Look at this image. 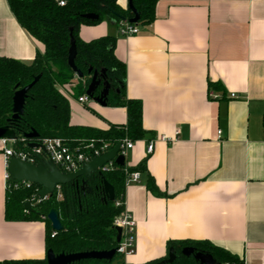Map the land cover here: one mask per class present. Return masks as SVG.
<instances>
[{
    "label": "crops",
    "instance_id": "crops-1",
    "mask_svg": "<svg viewBox=\"0 0 264 264\" xmlns=\"http://www.w3.org/2000/svg\"><path fill=\"white\" fill-rule=\"evenodd\" d=\"M127 1L117 3L127 8ZM117 27L104 18L81 25L78 36L113 37L125 66L124 94L142 103L145 135L127 151L126 164L145 160L146 171L124 184L135 252L122 262L146 264L166 255L169 240L195 239L244 264H264V0H158L153 22L138 25L137 34L119 35ZM43 50L0 0V56L30 63ZM76 79L60 87L71 124L125 123L124 107L72 97ZM5 173L0 141V262L42 259L44 221L5 219ZM148 175L155 192L146 187Z\"/></svg>",
    "mask_w": 264,
    "mask_h": 264
},
{
    "label": "trees",
    "instance_id": "trees-1",
    "mask_svg": "<svg viewBox=\"0 0 264 264\" xmlns=\"http://www.w3.org/2000/svg\"><path fill=\"white\" fill-rule=\"evenodd\" d=\"M7 0L10 10L24 30L44 46L42 52L36 51L33 60L25 63L16 59L0 56V127L8 126L22 138L30 130L36 131L39 141L45 137L61 138L68 145L74 146L81 141H106L115 144L126 136L131 141L144 137L142 127V103L139 99L126 98L125 66L114 55V39L111 36L83 41L78 36L81 25H95L104 18L119 23L121 18H130L133 13L129 8H122L117 0ZM158 0H131L139 16L137 25H149L155 18V5ZM86 13L98 15L96 19L86 18ZM70 34L75 40V66L83 76L76 79L70 93L77 98L85 93L93 70H104V76L110 89L106 98L107 106H121L126 110V121L123 124H112L107 129L70 123V103L60 87L71 84L74 73L67 65ZM91 69V72H89ZM38 80L27 91L23 113L15 120L11 119L13 93L29 84L34 77ZM209 83V87H217ZM67 88V87H66ZM25 139L16 141L14 147L27 148ZM128 171L145 172V160L136 166H128ZM102 180H106L114 189V199L104 200ZM80 182V179H78ZM125 175L121 168L101 172L88 185L91 191L83 192L75 187H66L61 197L54 192L51 196L37 201L35 209L39 214L26 211L24 202L36 194L37 185L30 187L10 185L6 193V220H42L46 227L45 247L54 253H74L89 250H110L116 246L113 220L124 208ZM146 187L155 192L156 186L148 175ZM118 203V204H116ZM54 208L59 212L62 229L51 236L53 230L46 219L47 212ZM193 247L202 251L221 264H244L238 255L219 247L208 240H169L167 252L162 258L146 264H162L167 258L170 247L174 249L175 258L171 263L163 264H199L193 256L181 253L183 247ZM80 260L72 264H124L121 260ZM119 256V255H118ZM0 264H46L42 259L5 260Z\"/></svg>",
    "mask_w": 264,
    "mask_h": 264
},
{
    "label": "water",
    "instance_id": "water-1",
    "mask_svg": "<svg viewBox=\"0 0 264 264\" xmlns=\"http://www.w3.org/2000/svg\"><path fill=\"white\" fill-rule=\"evenodd\" d=\"M127 8L133 13V16L126 19L121 18L124 22L138 23L139 16L136 13L134 7L132 6L131 0L127 1ZM86 18L96 19L98 15L94 13H86L83 15ZM69 49L67 57V65L70 67L72 72L78 78L83 76L82 71H80L74 64V58L76 55V45L75 40L70 34ZM91 72V69H89ZM39 76L34 77V79L24 87L17 89L12 96V108H11V119H17L23 113V107L25 98L27 96V91L31 86L38 80ZM101 86L100 92L96 93L97 89ZM109 83L104 76V70H93L91 73L90 81L85 89V94L94 102L99 105H106V98L109 93ZM38 134L34 130H30L22 134V138L29 140L27 142V147L35 148L39 146L37 141L33 139L37 138ZM16 140L18 139L17 134L9 128L8 126L0 127V140ZM120 143L116 142L115 145L106 152H103L97 156H94L89 162L82 163L81 166L73 172H62L58 169L55 163L51 159H46L44 157H38L35 163H29L11 155L6 163V172L9 177V181L12 184H17L21 182H27L38 186L36 192L39 201L46 199L56 192V188L59 187L62 193L65 192L66 187H75L76 189H83L87 187L90 192L91 187L88 185L90 180L94 177H100L101 171L99 170L107 162L114 160V163L120 167L124 165L125 158L123 155H116L119 150ZM80 179V182H78ZM102 192L104 194V200L114 199V189L106 180H102ZM24 208L26 211L31 213L39 214L34 206L30 202H24ZM46 219L50 222L51 229L55 232L62 229V224L60 222L59 212L51 208L47 214ZM116 231L115 242L118 243L120 240L121 229L114 226ZM181 253L185 256H193L194 260L199 264H221L217 262L211 254L202 251H195L193 247H183ZM116 254V247L110 250H89L80 251L74 253H54L52 249H47L45 252L46 264H72L73 262L80 260H107L110 261ZM175 258L174 249L169 248L167 253V258L161 263H171Z\"/></svg>",
    "mask_w": 264,
    "mask_h": 264
},
{
    "label": "built area",
    "instance_id": "built-area-1",
    "mask_svg": "<svg viewBox=\"0 0 264 264\" xmlns=\"http://www.w3.org/2000/svg\"><path fill=\"white\" fill-rule=\"evenodd\" d=\"M59 5H63V0H58ZM139 31L138 25L135 23H129L120 21L117 27V33L122 36H131L137 34ZM234 96V94H231ZM76 100L80 104H86L90 98L84 93L79 95ZM162 138V137H161ZM163 139V138H162ZM24 138H18L16 140H6L1 139L0 141L3 144V155L6 159V163L8 158L11 155L19 157L20 159L27 161L29 163H35L38 157H44L46 159H51L58 169L62 172H73L77 170L82 163L89 162L94 156H97L103 152L108 151L111 149L115 144H111L106 141L94 142L93 140L81 141L77 145L71 146L65 143L61 138L58 137H45L37 141L39 143L38 147L35 148H20L14 147L16 141L22 142ZM10 142L9 146L5 144ZM117 142L120 143L119 150L116 155H123L125 158L124 165L122 167L116 165L114 160L107 162L103 165L99 170L101 172L111 171L115 168H121L124 175H125V182L124 184L137 182L139 179V172L138 171H128L127 164H126V154L129 149L133 146V141L129 140L126 136L122 139L118 140ZM154 148V140L151 139L147 142L146 145V153H152ZM4 178L7 183V188H10V185L14 187L18 186H25L30 187V183L21 182L17 184H12L9 181V177L7 172L4 175ZM38 188L36 189L37 192ZM57 196H60V189L59 187L56 188ZM36 198V201H39L37 195L33 196ZM118 204V203H116ZM113 225L117 226L121 229L120 232V240L116 244V254L121 257H128L134 254L135 252V237H134V227L135 221L126 211L125 208L121 211L119 215H117L113 220ZM55 231L51 233L53 236Z\"/></svg>",
    "mask_w": 264,
    "mask_h": 264
},
{
    "label": "rangeland",
    "instance_id": "rangeland-1",
    "mask_svg": "<svg viewBox=\"0 0 264 264\" xmlns=\"http://www.w3.org/2000/svg\"><path fill=\"white\" fill-rule=\"evenodd\" d=\"M6 145H10V142H7V144ZM37 199L36 198H34L33 197V195L31 196V197H29L28 199H26L25 201H28V202H30V204L32 205V206H35V204H36V201ZM122 258H121V256H118V255H116V257H115V260H114V262H116V261H120ZM122 261V260H121ZM92 264H95V263H92Z\"/></svg>",
    "mask_w": 264,
    "mask_h": 264
},
{
    "label": "flooded vegetation",
    "instance_id": "flooded-vegetation-1",
    "mask_svg": "<svg viewBox=\"0 0 264 264\" xmlns=\"http://www.w3.org/2000/svg\"><path fill=\"white\" fill-rule=\"evenodd\" d=\"M100 90H101V86H99V88L97 89L96 93L100 92ZM85 190H87V187H84V188L81 189L80 191L83 192V191H85Z\"/></svg>",
    "mask_w": 264,
    "mask_h": 264
}]
</instances>
